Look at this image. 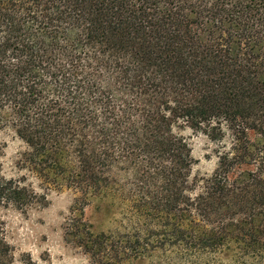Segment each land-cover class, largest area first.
<instances>
[{"label": "trees", "instance_id": "16d2710c", "mask_svg": "<svg viewBox=\"0 0 264 264\" xmlns=\"http://www.w3.org/2000/svg\"><path fill=\"white\" fill-rule=\"evenodd\" d=\"M4 127L43 192L0 174V205L80 192L66 237L91 264H264V0H0ZM186 127L214 144L212 175L193 176ZM107 199L132 215L118 235L84 219Z\"/></svg>", "mask_w": 264, "mask_h": 264}, {"label": "rangeland", "instance_id": "374dc122", "mask_svg": "<svg viewBox=\"0 0 264 264\" xmlns=\"http://www.w3.org/2000/svg\"><path fill=\"white\" fill-rule=\"evenodd\" d=\"M182 134L188 139L192 148L194 165L193 176L198 178L213 174L217 166V158L213 152L214 144L202 132L189 127L182 129ZM25 150V144L9 127L0 128V174L7 178L25 176L26 182L37 192L41 189V179L37 174L21 169L18 165L21 152ZM253 170L255 167L244 166ZM117 181L125 182L134 176V172L123 166L114 169ZM264 177V172H263ZM47 191V190H45ZM47 205L35 204L27 210H19L12 205H0V222L8 243L13 248L12 264H91L92 258L84 246L69 241L66 237L67 228L72 222L73 207L76 199L81 195L73 189L49 190ZM104 202L92 201L85 208L84 219L91 225L95 233L123 232L130 223L132 215L123 212L124 206L110 204V200ZM118 200L116 201L118 204ZM154 248L145 250V255L152 254ZM172 251L173 248H170ZM162 252V251H161ZM169 254V253H167ZM165 261L164 254H159ZM137 258V255L124 257L122 264H149L156 263V258Z\"/></svg>", "mask_w": 264, "mask_h": 264}]
</instances>
